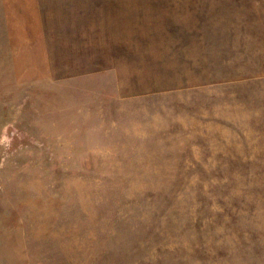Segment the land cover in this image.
<instances>
[{"label":"rangeland","instance_id":"obj_1","mask_svg":"<svg viewBox=\"0 0 264 264\" xmlns=\"http://www.w3.org/2000/svg\"><path fill=\"white\" fill-rule=\"evenodd\" d=\"M0 264H264V0H0Z\"/></svg>","mask_w":264,"mask_h":264}]
</instances>
